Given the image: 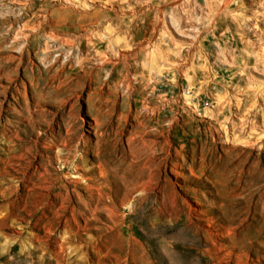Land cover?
<instances>
[{"label":"rangeland","instance_id":"374dc122","mask_svg":"<svg viewBox=\"0 0 264 264\" xmlns=\"http://www.w3.org/2000/svg\"><path fill=\"white\" fill-rule=\"evenodd\" d=\"M142 1L35 0L36 12L50 16L49 22L42 19L47 30L59 28L77 40L89 27L100 30L127 13L128 25L112 36L133 28L126 36L131 48L122 47L119 63L101 68L98 81L93 71L101 59L86 40L83 67L75 54L60 55L61 63L73 64L69 78L70 68L49 70L34 49L19 59V50L0 48V264H264L258 150L213 135L209 127L217 123L203 114L219 110L217 94L241 99L244 106L258 98L261 105L264 65L252 58L255 27L248 15L263 6L259 0H230L212 34L203 29V18H190L186 6L176 19L175 0ZM10 6L20 12L17 3ZM240 12L245 18L237 21ZM133 15L142 19L131 28ZM149 40L172 48L170 58L182 65L177 85L173 74L156 72L155 90L148 84L150 71L141 61ZM186 69L201 90L193 103L200 111L184 112L189 106L182 96L179 110L166 109L162 121L188 123L165 125L166 135L157 137L162 121L139 124L135 111L165 94H193ZM89 143L98 144L101 158L98 150L84 154ZM24 151L30 161L21 170L22 185L17 169ZM152 151L161 152L148 160ZM48 184L49 190L43 188ZM8 192H17L18 199Z\"/></svg>","mask_w":264,"mask_h":264},{"label":"bare ground","instance_id":"6f19581e","mask_svg":"<svg viewBox=\"0 0 264 264\" xmlns=\"http://www.w3.org/2000/svg\"><path fill=\"white\" fill-rule=\"evenodd\" d=\"M66 1L71 2V0ZM109 1L116 3L124 2L125 0ZM10 3H17L19 5L20 12L14 13V9H12ZM79 3L80 5H86V0H79ZM142 3H148V0H143ZM175 4L178 5L174 12L176 19H178L180 7L186 6V13L190 14V18L194 16L197 17V19L203 18V29L211 32L212 34L216 33L219 26L217 19L218 14L223 12L226 8L227 11L230 8V0H175ZM259 4L263 7L260 9H256L252 14L248 15V18L254 22L253 24L255 27L253 34L254 39L251 44L252 58L264 65V0H259ZM130 6L131 5H129V7ZM158 10H161V8H158ZM139 11L140 15L146 14V11L143 9V7L140 8ZM0 12V32H5V35H1L0 33V48L4 45L6 46L5 49L7 51L19 50V59H22V57L31 54L32 50L34 49L35 57H37V59L41 63H48L49 70H55L57 73H60L66 67L70 68V70L66 73V77L69 78L70 76L68 75H71L73 64L70 61L66 64L61 63L60 55L75 54L77 58H80L79 61L77 60V63H80V67H83L82 62L85 58L83 57L82 50L84 49L85 43L87 41L88 43L96 46V55L101 59L97 67H95L96 72L92 70L93 76L97 78V81L101 76V68H104L105 66H111L112 68V66H114L116 63H119V58L121 57V55L118 53L122 47L127 46V48H131L130 41L127 38H130V32L133 29L132 27H134L133 21H139L140 19H142V17H140L139 15H133L134 17L129 18L128 20L130 22L129 26L132 29L124 31V33L120 36L116 35L113 37L112 31H114L115 28H117L116 32H118L119 30L121 31V27L126 24L124 16L127 15V13L122 12L121 15L117 17V20L113 21L109 25H106L100 30L97 27H89L86 30L87 33H85L77 40L73 38L70 39L65 35L59 34L61 32L59 28H50L49 30H47L46 26L42 25V19L46 22H49L50 16L47 14L36 12L35 0H0ZM238 18L239 19L237 21H241V19L245 18V14L242 15L240 12ZM160 19L161 23L159 25V29L162 30V27H164L165 29V23L164 19L161 16ZM260 22L263 23V26L259 25ZM142 25L147 33V23H144ZM200 28H202V26H199V29ZM146 42L152 44V46L150 50L147 51L144 60L141 61V65L144 68H148L150 71V77L147 78L148 84L155 90L156 86L158 85V80L156 78L154 79L152 74L156 72L158 74H173L174 79L172 81L176 82L175 84L177 85V78L179 77V73L182 71V65L179 61L170 58V50H172V48H170L169 45L164 46L163 43L165 42L163 41L149 40ZM175 49H177V56L182 58L184 56L182 50H178V48ZM55 52H58V55H56ZM112 52L113 54H118V58L109 57ZM30 59L34 61L33 58ZM60 66L61 68L58 70ZM87 73L90 74L92 72L87 70ZM184 75L188 79L190 85L195 87L196 83L193 72L191 70L187 71L186 69L184 71ZM125 76L129 77L128 74ZM139 77L140 82H144L146 77L145 72H141L139 74ZM207 77L213 78L212 76H209V74H207ZM131 84L132 83L128 81L127 87ZM200 93L201 90L195 87V91L193 92V94L176 95L174 98L166 96L165 94L162 96V99L158 101L146 100L143 102L141 109L135 111V116L137 117L136 122L139 124H143L145 122H151L155 119L162 121V118L164 117V115H166V109L172 107L179 110L178 106L179 102L182 100V96H184L185 98L183 99V103L189 106L188 109L184 108V112L191 113V111H193L199 113L200 110L197 107L198 105L196 106L193 103L199 102L198 94ZM216 99L218 101L217 103L219 106V110L215 111L212 109H204L203 112L204 115L210 116L211 118L215 119V123H217L214 126H210L209 130H211V133L213 135L214 133L222 135L224 141L233 146L241 145L246 148L250 147L253 149H257L258 153L255 157V163L258 166L257 180L260 182H264V99L261 105L257 102L258 98H256L254 102H251L247 106H244L241 99H236L234 97L233 100L231 96H227L226 94H217ZM232 104H234L233 107ZM230 108L234 110V118L232 117L233 115H231ZM175 113H180V111H176ZM33 121L35 122L36 119L34 118ZM187 123L188 119H174L169 121L167 124L162 121V123L159 125L158 131L156 132V136L162 137L166 135V132L164 130L165 125H168L169 127H179L180 125H184ZM218 124H220V127L218 126ZM69 139L70 141H72L74 140V137H70ZM21 140L22 138L19 139L20 143L18 145L22 144ZM99 149L100 148L98 147L97 143H89L87 149L84 150V154H90L93 151L98 150L97 157L101 158L103 154L99 151ZM157 153L152 151V153L149 155L148 160H151L152 157H155ZM13 157L18 159L15 154L13 155ZM20 158L22 161L19 162L20 167L17 169V172L20 174L19 176H17V179L23 185V176L21 174V170L23 167L29 168L27 161L30 160L28 156L25 155V151L22 153ZM260 158L262 159L263 164H260ZM77 162L78 164L80 162H83L82 158L79 157ZM1 171L2 169H0V172ZM86 171H89V169H86ZM22 172H24V170H22ZM42 180L43 182H48L44 178ZM77 181H80V179H78ZM93 187L95 186H89L88 188L89 190H91V188ZM43 188L49 190V184L44 185ZM262 190L263 187L261 186L260 191L263 196L262 201L260 200L256 205L258 222H264V191ZM19 191L20 194H23V188L19 189ZM8 194L10 195V197H14L13 199H18L19 194L17 192H8Z\"/></svg>","mask_w":264,"mask_h":264}]
</instances>
